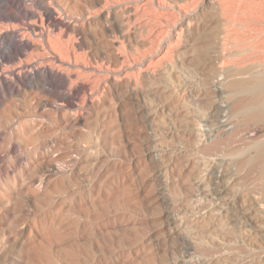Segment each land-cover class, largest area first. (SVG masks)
Listing matches in <instances>:
<instances>
[{
	"label": "bare ground",
	"instance_id": "6f19581e",
	"mask_svg": "<svg viewBox=\"0 0 264 264\" xmlns=\"http://www.w3.org/2000/svg\"><path fill=\"white\" fill-rule=\"evenodd\" d=\"M17 1L32 10L22 35L36 62H22L16 77L0 71V264H264V59H244L235 48L221 0L197 6L192 0H148L152 6L144 3L140 18L154 11L159 30L166 31L159 39L148 22H139L137 6L144 0ZM14 3L6 5L16 11ZM52 36L74 41L67 57ZM156 38L155 55L164 60L160 83L146 81L148 90L137 92L125 74L143 66L128 62L151 51ZM13 42L11 36L1 39V59ZM49 53L72 68L84 56L89 74L56 66L51 74L33 75L39 56ZM2 75L12 83L9 92ZM84 76L102 86L93 91ZM133 101L141 103V136L149 141L140 149L163 169V180L176 182L181 162L188 168L182 189L178 183L168 194L178 201L147 205L158 215L155 233L139 230L136 219L119 210L128 202L139 205L138 186L119 188L113 177H101L105 154L128 141L126 112ZM43 125L64 133L76 129L77 145L55 157L57 144ZM41 149L44 155L35 159ZM218 167L231 176L213 188L207 171ZM11 201H18L14 210ZM232 208L241 214L236 219ZM110 215L125 223L121 232L109 225Z\"/></svg>",
	"mask_w": 264,
	"mask_h": 264
},
{
	"label": "rangeland",
	"instance_id": "374dc122",
	"mask_svg": "<svg viewBox=\"0 0 264 264\" xmlns=\"http://www.w3.org/2000/svg\"><path fill=\"white\" fill-rule=\"evenodd\" d=\"M10 1L13 3L15 2L14 4H15L16 11L13 8H9L6 5L7 2H10ZM25 1H27V0H25ZM257 1H259L258 4H257ZM257 1L256 0H254V1L253 0L252 1L251 0H243V1L242 0H231V1L230 0H226V1L221 0V2H220L221 6L223 4V6H222L223 7L222 8L223 15H225L224 17L228 21V25H227V31L228 32L226 33V35H227V37L229 36V38L232 41V43L234 44L235 48L236 49L238 48L237 49L238 51L240 50L239 52L241 53L242 57L244 56L243 57L244 59H248V58L254 59L255 57L256 58L259 57V59H261V56L263 57L262 59H264V0H257ZM144 3H146L149 6H152V4L148 0H144L143 3H141L137 6V7H139L138 8L139 9V16H138L139 22L140 23L144 22V21L148 22L150 24V25H148L150 27V30H153L152 28H154V31H152V32L154 33L155 36L158 37V39H159V37L162 38V37L166 36L165 29L159 30L160 26L157 24L159 23L158 21H160V20H158V18L154 15V11H152L150 13L153 15H151L149 17H143V15H142V19L140 18L141 14H142V12L140 10H142L141 8H142ZM199 3H200V0H192L191 5L197 6ZM224 5H229V6H224ZM10 9L12 12L13 11L14 12L12 13L11 11H9ZM244 10H246V12ZM31 12H32V10L30 8H28V9L23 8L22 4L17 0H0V41L5 35L11 36L12 39L14 40V42H13L14 48L11 49V47H8L6 49V59L4 60V59L0 58V71L2 69H4L7 72H10L11 74H13V76H15V77H16V69H17L18 65H20L22 62H24L25 60L28 62H31V63L36 62V61H34L36 59V58L34 59V56L30 57L28 55L29 52L31 51L30 45H29V40H28L29 38H27V36H24V35H26V32L24 33V30L27 28V23L29 21V15L31 14ZM247 12H249V14ZM245 18H247V19H245ZM146 22H145V24H148ZM247 24H248V26H247ZM152 25L153 26L155 25V26L153 27ZM155 27H156V29H155ZM22 33L24 35H22ZM158 33H162V34H158ZM236 38L238 39V41L236 40ZM57 39H58V41H57ZM158 39L155 40L154 44L152 43V45L150 46L151 51H148L147 52L148 54L147 53H141L139 56L136 57L134 62L133 61L128 62V64H130V65H133L134 63L135 64H141L142 63V66H143L142 68L139 67L138 69L133 68V69H131L132 71L130 69H128L126 71V74H125V75H128L127 79H129L131 82L133 81L132 83L134 84V87H136L135 90L137 92L148 90L147 86L149 85V80L151 81V83H154V82L160 83V77L158 75V71L160 69V66L163 65L164 60L162 61V59L159 56L155 55L156 51L158 50V43H157ZM51 43H53V44L55 43L54 45L58 48L61 46L60 49L62 50V54L66 57L68 54L71 53V51L75 47L74 41L69 40L67 42L66 41L64 42V40L62 41V39H59L57 36L51 37ZM174 46H175L174 43L170 44L167 47L168 48L167 50L171 51L172 47H174ZM121 51H122V49H121ZM46 54H41V56H39V58H41V60L37 61L36 66L35 67L33 66L34 68H32V70H31L33 75L40 70L43 71L45 74H47V73L51 74L53 72V69H55L56 66L64 67L63 72H65V69H66V71L78 69L79 72L82 71L81 74L82 73L89 74V73H87L88 71L86 72V66L87 67L89 66V62H88V59L85 58L84 56H81V58L79 57V60H81L82 63L79 62V60L77 59L78 65H77V67H73L74 68L73 69L71 66L68 67V66L60 65L61 63L58 59L54 58L50 53L47 56H46ZM247 55H249V56H247ZM137 70H139V71H137ZM142 70H144V72ZM145 72H146V75H145ZM147 75H149V76H147ZM5 76L6 75H2L1 79H2L3 83L6 85L7 90L9 92V90H11V84L12 83L9 80V78H7ZM84 77H86V79L89 78V80L87 79L90 82V84H88V85H89V87L92 88L93 91H96L97 88L99 89L100 85L102 86V84L99 83L98 80L96 81L95 77H92V76H89V77L84 76ZM100 78L102 81V79H103L102 76H100ZM86 79L84 78V81L86 83H88V81H86ZM146 81L148 82V85H147ZM57 82H58V80L55 81V84ZM97 85H99V86H97ZM43 86L46 89H51V87L49 86V83L47 81H45L43 83ZM111 91L115 93L116 89L113 88V90H111ZM148 96H149V99H152L151 101L153 102V104L155 106H157V107L161 106V103L155 98V96H153L152 94H149ZM183 96H184V98L187 99L188 93L185 92V94ZM140 99L141 98L139 97L138 100L142 103V101ZM19 100H21V101H19V103H21L22 99H19ZM140 102L133 101L131 103V105H129L130 103L127 104V105H129V107L127 106L128 110H130V111L127 110V112H126L129 116L128 123H127V125L128 124L129 125L127 126L128 127L127 129H128V131H130V134H131V135L129 134V136H128V141H131V142H128V141L125 142L123 140V143L120 142L121 146L113 154H107V153L105 154L107 160L101 169V177L102 178L108 177L109 179L111 177H113L111 179H113V181H114L113 183H115L114 186L115 185L118 186L117 183H119L120 184L119 188H123L125 186H131V185L138 186L139 190L137 189L138 190L137 193L139 194V198H138L139 205L137 207L136 206L133 207V204H130L128 202L129 204L125 203L124 205H122L123 207H119V210L121 208V212L123 214L128 215L129 218L132 216L133 217L132 219H136V224L134 222L135 220H133L131 222V224L134 222L133 224L135 225V227H138L139 230L143 231L142 230V228H143V229H145L144 231H147L149 233H155L156 228L154 227L153 224L155 223V221H156L155 218H157L158 215L155 214L154 212H152V210H150L149 206L152 204V202L155 203V201H166V200L167 201L168 200L169 201L170 200L178 201L179 199L171 198L173 196L172 190L175 189V187H176V185H178V183H179V185L177 186V188L182 189V183H181L182 181L180 179H182V175L187 174L186 172H188V168L184 167L183 162H181L182 168L179 171V172H181V173H179V175L181 177L178 175L180 178L177 176V178L174 179V180H176V182L171 180V179H168V181L167 180L164 181L163 178L165 176V173H163V169L155 167L154 166L155 164L152 161L153 159H151L145 152L142 153L141 150L143 149L145 144L149 143V141L146 140V142H145V140L143 139L145 137H142L145 135L144 134L145 130H143V126H142L143 118L141 117L142 111L140 109L141 107L139 106L141 104ZM136 104H138V105H136ZM86 105H87V103H86ZM87 108H88V105H87ZM87 112L90 113L91 110L88 108ZM131 115H132V118H131ZM44 126L45 125H43V128H45V131H47L46 135L54 141V144L55 143L57 144V146H56L57 152L54 154L55 157H56V155H58V157H59V155L64 156V154L65 155L69 154V150L72 151L75 148V146L77 145V143H78L77 142L78 131L76 129L72 130L68 133H66V132L64 133V132H61L59 129L54 128L53 125H49L47 127H44ZM129 137H130V139H129ZM89 143L90 142H87L84 144L88 145ZM139 144H141L142 147H141V145L139 146ZM135 145H136V147H135ZM122 147H125V148H122ZM136 148H139V149L142 148V149L139 150ZM137 150L139 151L138 153L136 152ZM43 155H44V151L41 149L35 155V159H37V158L39 159ZM88 158H89V155H87V160H88ZM145 160L147 163L145 162ZM149 160H150V162H149ZM142 161L144 163V168H146V167L148 168L150 165V167L148 169L147 168L145 169L147 171L143 170L144 168H143ZM109 167L112 171V174L110 176L107 175L109 173V170H110ZM91 168H92L91 166L88 167L87 171H88V174L90 176H93L92 175L93 170H92L91 174L89 172L91 170ZM219 169L220 168L218 167V168H216V170H215V168H213V169H210L207 171L208 184L213 188L214 187L219 188L220 186H222V184L224 185V183L227 180L229 181L230 176H231L229 170H225V168H224V170L223 169L219 170ZM222 171H224V172H222ZM221 174H223V175H221ZM144 175H147V177ZM225 176H228V177H225ZM108 178L103 180L104 185L109 183ZM241 178H243V176ZM142 179H143V181H139ZM159 179H161V180H159ZM152 180L154 182H152ZM126 184H128V185H126ZM152 184H153V186H152ZM173 184H175V186ZM148 187H150V188L148 189ZM105 191L108 193V189L104 190L103 192H105ZM106 192H105V196H104L105 197L104 199L107 202V203L105 202L107 205L106 207H108V208L110 207L109 209L112 210L113 201H112V199H110L112 196V193L110 195V192H109L108 193L110 195L109 196L108 194H106ZM147 192H148V194H147ZM169 192H170V195H172L171 197H170V195H168ZM140 196H141V198H140ZM155 197L157 198V200H155L156 199ZM148 198L151 200L149 201ZM152 198H153V200H152ZM140 199H142V200H140ZM145 201L147 203H145ZM15 202H18V201L9 202V204H8L9 209L14 210V208H15L14 203ZM111 202H112V204H111ZM140 203H142V204H140ZM147 205H149V206H147ZM231 215H233V218L236 219L241 214L238 210H234V208H232ZM109 217H110V219H109ZM111 217L113 218L114 216L113 215L107 216V220L110 223L109 225L113 226L118 231L120 230L119 232H121L122 228L125 227V223H123V220L121 222V220L116 218V217H114L115 219L113 218V220H112ZM106 223L108 224V222H106ZM137 223L139 226L137 225ZM126 224H127V222H126ZM140 224H142L143 226H141ZM116 225H117V227H116ZM140 226H141V228H140Z\"/></svg>",
	"mask_w": 264,
	"mask_h": 264
}]
</instances>
